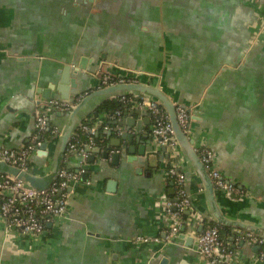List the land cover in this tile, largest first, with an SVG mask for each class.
Wrapping results in <instances>:
<instances>
[{"label": "crops", "instance_id": "0c3cea01", "mask_svg": "<svg viewBox=\"0 0 264 264\" xmlns=\"http://www.w3.org/2000/svg\"><path fill=\"white\" fill-rule=\"evenodd\" d=\"M65 68L68 81L62 84ZM128 69L150 74L145 82L159 84L189 108L196 145L210 146L216 168L245 192H216L220 207L228 218L264 229V0H0V147L30 142L34 100L65 99L67 86L68 100L75 102L98 88L96 72ZM110 100L83 123L108 120L98 110ZM123 111L118 123L108 120L110 128H100L105 143L100 152L91 151L89 179L74 185L68 218L48 241L29 250L0 222V264H160L164 249L169 264H197L192 230L216 221L203 179L181 149L194 200L186 213L192 222L187 235L168 245L129 241L135 235L165 237L163 229L173 221L166 204L175 200L176 188L168 175L173 159L161 160L162 148L149 157L156 150L151 115L134 105ZM70 113L48 110L49 126L40 136L47 148L32 155L34 171L54 166L60 137L51 130L61 133ZM121 132L131 138L118 141ZM106 149L119 158L104 159ZM69 166L78 169L77 157ZM256 246L237 248L230 264H264Z\"/></svg>", "mask_w": 264, "mask_h": 264}, {"label": "built area", "instance_id": "2783aa9c", "mask_svg": "<svg viewBox=\"0 0 264 264\" xmlns=\"http://www.w3.org/2000/svg\"><path fill=\"white\" fill-rule=\"evenodd\" d=\"M98 73L95 74L100 79L97 89L124 82H142L145 78L150 77V74L132 69L119 74L110 71ZM83 98L84 95L79 96L75 102L58 98L38 99L35 111L36 131L30 142L19 148L0 147V161L39 176L47 174L46 170L34 171L31 157L40 151L42 145L40 136L49 126L48 110L71 112L76 103ZM117 99L124 104L125 108L134 105L151 115L153 119L151 133L154 145L156 150L166 147L170 153L173 162L168 169V175L174 181L176 188L175 200L168 201L166 204V211L172 216L173 221L163 229L165 237L135 235L129 241L134 245L160 242L165 245L171 244L181 233L183 224H192L191 220L187 219L186 213L192 211L194 200L186 188L187 176L181 170L180 146L174 133L170 114L157 99L146 95H123ZM123 112V110H117L108 114V120H119L123 116ZM176 114L183 131L192 137V117L189 108L184 104L176 103ZM108 120H97L95 124L87 121L79 126L68 144L64 164L58 176L45 189L36 188L17 176L0 173V222L3 223L8 237L18 235L22 242H27L29 245H34L38 241H48L46 239H49L60 221L68 218L73 187L81 180L83 174L88 172L91 151L97 146L104 145L105 139L100 137V128L108 130L110 128ZM51 131L53 137L60 135L58 128ZM84 134L88 138L87 141L82 139ZM195 149L213 180L215 192L218 194H245L243 189L226 179L216 168V153L210 146L205 143L196 145L195 142ZM73 157L78 159L77 170L69 166ZM87 182L89 183V181ZM219 225H210L202 231H198L199 227L192 230L197 264H230L235 250L242 247L241 243L252 246L259 245L261 249L258 258L264 262V237L240 228L231 229L223 235ZM229 238L233 242L232 246L228 242Z\"/></svg>", "mask_w": 264, "mask_h": 264}, {"label": "water", "instance_id": "95a60500", "mask_svg": "<svg viewBox=\"0 0 264 264\" xmlns=\"http://www.w3.org/2000/svg\"><path fill=\"white\" fill-rule=\"evenodd\" d=\"M84 63L81 65L83 66ZM68 72H69V68H65V72H64V76L63 79L61 80L62 84H66L68 81ZM63 86H60V89ZM62 93H63V98H65L66 100L69 99V95H67V86H64L62 88ZM123 95H146L149 97H153L155 99H157L167 110V112L170 114L171 117V122L173 124V128H174V133L175 136L178 140L179 146L181 151L184 154V157L186 159V157H188V159L196 166L198 173L201 175L202 179H203V183H204V188H206L209 192L210 195V199L212 202V213H213V218H211L212 220L216 221L217 224L220 225H228L230 227L233 228H240V229H244L253 233H256L262 237H264V229L263 228H259L256 226H251L248 224H243L239 221L236 220H232L230 218H228L225 215L224 210L220 207L218 200H217V195L215 192V185L213 183V180L210 178L207 169L204 165V163L202 162L201 158L199 157V154L197 153L196 149H195V140L192 137H189L181 128V126L179 125L178 119H177V114H176V103L174 102L161 88V86H159V84H152L151 82H124V83H118L116 85H111V86H107L105 88L102 89H95L92 90L89 94H87L80 102H78L74 108L72 109L70 115H69V123L68 126L61 131L60 135H59V142H58V147H57V152H56V159L54 162V166L48 171L47 174L39 176L36 174H33L29 171H25V170H21L17 167H14L10 164H8L7 162L4 161H0V173L3 174H11L14 176H17L18 178L24 180L25 182L29 183L30 185L39 188V189H45L48 186H50V184L56 179V177L59 174V171L61 170L63 164H64V159H65V153L68 147L69 142L71 141L72 136L74 135V133L77 131V129L79 128V126L83 123V121L86 119L87 115L89 114V112H92L93 110H95L98 105L109 98H118L120 96ZM95 97H101L100 101L97 102L93 108L91 110H88V106L90 105V101L91 99L95 98ZM38 100H34V105H35V110H34V115H35V111L37 108V102ZM139 113V110L137 111ZM123 120V119H122ZM121 120V121H122ZM120 121L119 120H115L116 123H118ZM128 124H132L135 125L136 120L135 118H129L127 119ZM139 126L137 127L138 129H140V123L138 124ZM109 132L111 133L112 131L109 130ZM131 135L128 134V132L124 133L121 132V139H130ZM47 148V143H43L40 146V151L39 153H45V150ZM102 147L97 146L95 147V151L96 152H100ZM163 152H165V156H162L161 160L164 159V157L166 158H171V155L169 152H167V148L163 147L162 148ZM160 150H155L154 147L153 149H150V156L149 157H157L158 152ZM146 150L144 148V150L141 151V155H145ZM112 157L114 162L117 160V158H119V152H114L110 154V151L108 149L103 151V158L104 159H108L109 157ZM159 158V156H158ZM91 159H94V156H91ZM152 159V158H151ZM83 180H88L89 179V173H85L83 174L82 177ZM191 212L188 211L187 214L189 215ZM206 217V215H205ZM187 224H183V226L181 227V233L182 235H187L186 230H187ZM204 229V226H200L198 228V231H202ZM193 238V237H192ZM194 240V238H193ZM29 250H34L35 247H37L36 245H25ZM241 246H244V243H241ZM19 248V247H18ZM22 247H20L21 249ZM257 249H260L261 247L259 245L256 246ZM164 251L165 249L161 252L162 256H161V262L160 264H169V260L168 258H166L164 256ZM165 257V258H164ZM182 264H190V262L184 261Z\"/></svg>", "mask_w": 264, "mask_h": 264}, {"label": "trees", "instance_id": "16d2710c", "mask_svg": "<svg viewBox=\"0 0 264 264\" xmlns=\"http://www.w3.org/2000/svg\"><path fill=\"white\" fill-rule=\"evenodd\" d=\"M125 106L123 103H121L117 98H114L113 100L108 101L107 103H105L99 110L98 113L103 112V113H108L111 114L114 111L117 110H124ZM82 139L84 141H87L88 138L87 136L84 134L82 135ZM214 224V223H213ZM217 224V223H216ZM222 229V233L223 235L226 234L227 232L230 231L229 227L223 226V225H219Z\"/></svg>", "mask_w": 264, "mask_h": 264}]
</instances>
